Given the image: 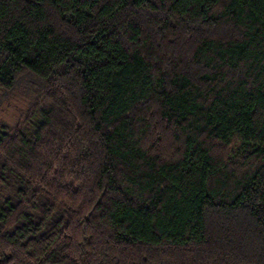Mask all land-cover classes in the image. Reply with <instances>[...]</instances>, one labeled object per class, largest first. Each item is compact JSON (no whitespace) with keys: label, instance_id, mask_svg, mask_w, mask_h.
Segmentation results:
<instances>
[{"label":"trees","instance_id":"1","mask_svg":"<svg viewBox=\"0 0 264 264\" xmlns=\"http://www.w3.org/2000/svg\"><path fill=\"white\" fill-rule=\"evenodd\" d=\"M0 264H264V0H0Z\"/></svg>","mask_w":264,"mask_h":264},{"label":"rangeland","instance_id":"2","mask_svg":"<svg viewBox=\"0 0 264 264\" xmlns=\"http://www.w3.org/2000/svg\"><path fill=\"white\" fill-rule=\"evenodd\" d=\"M3 115H1V117H2Z\"/></svg>","mask_w":264,"mask_h":264}]
</instances>
